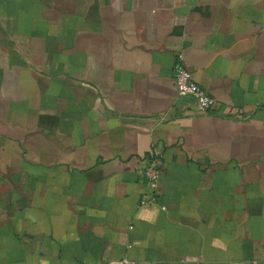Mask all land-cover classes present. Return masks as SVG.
Listing matches in <instances>:
<instances>
[{"label": "crops", "instance_id": "1", "mask_svg": "<svg viewBox=\"0 0 264 264\" xmlns=\"http://www.w3.org/2000/svg\"><path fill=\"white\" fill-rule=\"evenodd\" d=\"M124 258L264 264V0H0V264Z\"/></svg>", "mask_w": 264, "mask_h": 264}, {"label": "built area", "instance_id": "2", "mask_svg": "<svg viewBox=\"0 0 264 264\" xmlns=\"http://www.w3.org/2000/svg\"><path fill=\"white\" fill-rule=\"evenodd\" d=\"M174 78L179 93L182 95H193L198 101V110L200 112L210 111L217 101L210 97L206 90L194 79L192 71L179 60L174 66ZM163 173V162L160 152L153 150V154L147 159L143 174L149 187V198L142 200V204L148 203L150 199L155 198L158 193L161 175ZM110 264H138L137 262L124 258L120 261Z\"/></svg>", "mask_w": 264, "mask_h": 264}]
</instances>
